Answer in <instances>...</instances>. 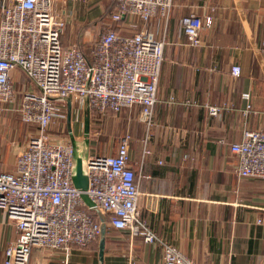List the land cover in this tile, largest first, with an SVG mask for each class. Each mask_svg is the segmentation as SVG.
I'll return each instance as SVG.
<instances>
[{
    "label": "crops",
    "instance_id": "1",
    "mask_svg": "<svg viewBox=\"0 0 264 264\" xmlns=\"http://www.w3.org/2000/svg\"><path fill=\"white\" fill-rule=\"evenodd\" d=\"M104 10L103 0L58 1L55 11L66 21L63 45L81 42L87 51L102 21L92 23ZM188 14L213 16L211 26L200 29L197 45L180 28ZM149 28L165 44L148 138L138 105L105 115L75 108L51 128L58 137L71 128L80 139L74 142L78 155L84 148L104 153L106 146L93 138L108 130L102 117L125 113L122 132L131 135L139 220L156 240L104 227L85 247L73 245L67 252L33 247L30 264H161L162 243L174 244L199 264H264V225L257 222L264 214V179L239 178L229 149L244 130L264 127V0H173L167 22L152 17ZM234 64L241 68L237 76L230 72ZM13 82L34 90L21 69ZM211 107L218 111L211 113ZM15 155L1 147L2 166L12 170ZM14 238V226L0 211V264Z\"/></svg>",
    "mask_w": 264,
    "mask_h": 264
},
{
    "label": "built area",
    "instance_id": "2",
    "mask_svg": "<svg viewBox=\"0 0 264 264\" xmlns=\"http://www.w3.org/2000/svg\"><path fill=\"white\" fill-rule=\"evenodd\" d=\"M58 1L75 0H4L0 6V110L15 112L21 122L37 128L16 152L12 170L0 161V211L15 228L2 264H30L33 247L64 252L73 245L85 247L104 227L143 235L149 243L156 240L139 220L140 193L129 164L130 133L117 136L114 151L108 147L84 159L83 191L72 180L76 151L72 129L62 137L49 129L75 108L105 115L138 105L148 138L165 44L149 28V21L157 17L166 23L173 0H116L110 20L137 30L120 34L104 28L88 56L77 43L63 45L65 21L55 11ZM212 22V14L203 18L188 14L179 20L190 45L199 43L200 29ZM16 69L25 73L34 90L14 85ZM240 71L237 64L230 67L234 76ZM229 149L236 155L239 178L264 179V127L244 130ZM257 222L264 225V214ZM162 250L161 264H199L174 244L162 243Z\"/></svg>",
    "mask_w": 264,
    "mask_h": 264
},
{
    "label": "rangeland",
    "instance_id": "3",
    "mask_svg": "<svg viewBox=\"0 0 264 264\" xmlns=\"http://www.w3.org/2000/svg\"><path fill=\"white\" fill-rule=\"evenodd\" d=\"M103 1L106 2L107 0H103ZM61 17L65 21L64 16H61ZM65 25H66V21L64 23V28H65ZM63 32H64V29H63ZM91 114L93 115V112H91ZM125 116H126L125 113H123L120 116L119 115H113V116L109 115V116L102 117L101 123H103L104 128L107 125L108 130L103 129V131H101L99 135H95L93 138H96L98 141H100V144L105 145L106 148L109 147L110 149H112L111 148L112 145L116 143V137L123 133L122 131L126 123ZM98 119H100V117H98L97 120ZM49 130L52 133L56 132V134H60L59 131H57L54 128L50 127ZM36 131H37V128L34 125L25 124L21 122L17 113L11 112V111L0 110V149L1 147L5 146V148L11 149L12 152L14 151L17 152L18 150L22 149V147L25 146L29 136L35 134ZM12 140L14 142H12ZM79 140H76V143ZM88 147L91 149V146H88ZM82 154H83L82 156H89V155H92L93 153L92 151L90 152L88 148L86 149L84 148ZM13 156L14 155H11L12 160H13ZM5 164H8V161H6ZM4 168L9 170L11 166L7 165V166H4Z\"/></svg>",
    "mask_w": 264,
    "mask_h": 264
},
{
    "label": "trees",
    "instance_id": "4",
    "mask_svg": "<svg viewBox=\"0 0 264 264\" xmlns=\"http://www.w3.org/2000/svg\"><path fill=\"white\" fill-rule=\"evenodd\" d=\"M105 2V1H104ZM116 6V0H107L105 2V10H104V13L101 15V17L99 18V20L97 22H93L92 24L93 25H98L100 21L105 22V21H109L107 22V24H103L100 22V29H99V32L96 34V36L94 37L93 40L90 41V46L89 48L85 49V45L84 43H81V42H77L78 46L81 47V49L83 50L84 54L86 56H88L89 54V51H90V48L95 44L97 38H98V35L104 30V28H112L114 29L115 31H117L118 33L120 34H131L132 32H134L135 30H137V27L135 28H130L128 25H126L123 21H115L113 22L112 20H110L109 18V13L111 11L114 10ZM92 25V27H93ZM102 25V26H101ZM109 114H112L113 112L112 111H108ZM93 115H97V113L95 111H93ZM96 219H98V214L97 212H95L94 210H90L89 211Z\"/></svg>",
    "mask_w": 264,
    "mask_h": 264
},
{
    "label": "water",
    "instance_id": "5",
    "mask_svg": "<svg viewBox=\"0 0 264 264\" xmlns=\"http://www.w3.org/2000/svg\"><path fill=\"white\" fill-rule=\"evenodd\" d=\"M83 163L84 158L75 152L72 180L76 187L84 191L87 187V176L84 173ZM82 197L86 203L91 205V201L85 193H82Z\"/></svg>",
    "mask_w": 264,
    "mask_h": 264
}]
</instances>
